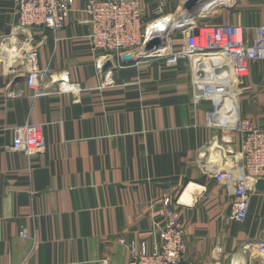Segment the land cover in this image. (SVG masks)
Wrapping results in <instances>:
<instances>
[{
  "label": "crops",
  "instance_id": "1",
  "mask_svg": "<svg viewBox=\"0 0 264 264\" xmlns=\"http://www.w3.org/2000/svg\"><path fill=\"white\" fill-rule=\"evenodd\" d=\"M157 1L146 3V20ZM163 1L165 20L181 17L184 0ZM74 2L53 32L21 26L14 0H0V264H126L132 241L150 250L160 243L170 196L184 222L183 264H264V191L251 184L240 223L231 219L233 189L216 179L243 172L241 135L220 125L224 118L209 119L213 104L203 96L220 68L197 66V56L167 63L184 32L172 44L169 35L156 57L94 53L86 1ZM208 2L211 13L195 25L253 32L263 22L264 0ZM34 47L47 71L38 96L25 59ZM238 93L241 116L263 127L264 60L250 66ZM28 121L42 123L48 140L31 157L12 146L13 128Z\"/></svg>",
  "mask_w": 264,
  "mask_h": 264
},
{
  "label": "built area",
  "instance_id": "2",
  "mask_svg": "<svg viewBox=\"0 0 264 264\" xmlns=\"http://www.w3.org/2000/svg\"><path fill=\"white\" fill-rule=\"evenodd\" d=\"M85 1V11L90 17L88 37L91 49L94 53H103L105 56H118L143 49L154 37L155 26L165 21L168 26L174 20L173 15L171 20H165L170 14L166 12L163 0L153 3L149 20L144 16L145 5L149 0ZM14 2L21 26L43 27L53 32L66 26L75 3L74 0H14ZM192 29L198 30V33L192 35L190 30H185L182 48L174 53H166L164 58L167 63L176 64L182 57L197 56L201 59L200 64L207 60L215 61L214 69L219 67L225 70L224 74H212L209 77L203 96L213 102V107L208 113L209 119L218 120L224 115V120L219 124L228 126L230 131H237L242 137L243 172L228 169L218 171L216 175L218 181L233 189L231 219L242 223L250 210V186L259 179H264V126H260L251 118L242 117L239 110L235 112L230 108L233 95L237 94L231 84L238 87L248 74L250 66L254 62L264 60V16L261 25L253 32L233 23L213 25L197 23ZM38 57L39 50L36 47L25 52V59L30 66L27 74L28 87L37 96L41 93L47 73L38 66ZM12 131L13 149L28 157L48 147L42 123L28 121L22 126L14 127ZM163 205L166 215L159 233L160 243L150 250L145 241H132L131 258L126 264H183L187 250L184 222L171 196L164 199ZM27 235L28 232L23 230L22 236ZM119 241L125 240L119 238Z\"/></svg>",
  "mask_w": 264,
  "mask_h": 264
},
{
  "label": "water",
  "instance_id": "3",
  "mask_svg": "<svg viewBox=\"0 0 264 264\" xmlns=\"http://www.w3.org/2000/svg\"><path fill=\"white\" fill-rule=\"evenodd\" d=\"M206 1L207 0H185V2L183 3L182 9L189 12L191 21L193 23L196 22L198 16L200 15L201 8L204 5L203 2H206ZM185 20H186V24H184ZM175 21L180 22L181 27L173 28L171 26L170 29L168 28L171 38H173L177 34H180L181 32H184L185 30H190L192 35L198 33V30H192V27L195 25V23L194 24H192V22L187 23L188 20L186 19V17H179V18L172 20L171 22H175ZM171 22L170 24H172ZM143 48L144 49L142 50V52H137V54L130 53V54L123 55L122 60L123 61H133L134 59H138V58L142 59V58H150V57H154V56L156 57V56L162 55V49L166 48V42L161 40V35H155ZM111 66L112 64L110 62H107L105 63L104 69H108ZM220 70L221 69H217L216 71L219 72ZM206 150H207V147L203 146L200 151L202 153H205ZM255 187L261 191H264V179H259L255 183Z\"/></svg>",
  "mask_w": 264,
  "mask_h": 264
},
{
  "label": "bare ground",
  "instance_id": "4",
  "mask_svg": "<svg viewBox=\"0 0 264 264\" xmlns=\"http://www.w3.org/2000/svg\"><path fill=\"white\" fill-rule=\"evenodd\" d=\"M209 0H207L206 2H203L204 3V5L202 6V8H201V11H205L206 9H207V7H209L210 5H212V7H213V4L214 3H212V4H209V2H208ZM208 2V3H207ZM184 10V9H183ZM181 17H186V19L188 20L187 21V23L188 22H192L191 21V18H190V15H189V12L188 11H186V10H184V12L181 14ZM195 23V22H194ZM193 22H192V24H194ZM184 24H186V20H185V23ZM173 27V28H180L181 27V24H180V22H178V21H175V22H173L172 24H170L169 26H167V22L165 21V23L163 22V23H159L157 26H155L154 28H153V31H154V34L155 35H157V34H159V35H161V40H163L164 42L166 41V36H168V35H170V32H169V29H170V27ZM169 28V29H168ZM193 30V29H192ZM154 35V36H155ZM144 49V48H143ZM143 49H141V50H138V51H134L133 53H131V54H134L135 52H142V50ZM163 50L164 49H162V53H163ZM126 54H130V53H126ZM206 63H208V64H206V66H208V65H210L211 63H214V64H216V62L214 61V62H209V60H207L206 61ZM197 66H199L200 65V63L198 62L197 64H196ZM213 69V68H212ZM225 70H220L219 72H218V74H222L223 72H224ZM224 74V73H223ZM235 80L236 81H238L237 79H236V77H235ZM232 85V89H234L235 91H237L236 93L237 94H234L233 95V97H234V99L232 100V104H231V106H230V108H232L233 109V111H235V112H238V109H237V104H238V101H237V99H238V87L236 86V85H234L233 83L231 84ZM228 127V126H227ZM223 162H224V160H222ZM225 163V162H224ZM224 171V170H223ZM240 171V170H239ZM194 187V185L193 184H191V186H190V189H192ZM188 196V192H186V194H185V197H184V199L183 200H185L186 199V197Z\"/></svg>",
  "mask_w": 264,
  "mask_h": 264
},
{
  "label": "rangeland",
  "instance_id": "5",
  "mask_svg": "<svg viewBox=\"0 0 264 264\" xmlns=\"http://www.w3.org/2000/svg\"><path fill=\"white\" fill-rule=\"evenodd\" d=\"M184 2H185V0H184ZM181 8H182V7H181ZM181 10H182V9H181ZM181 10H180V11H181ZM180 11H179V12H180ZM210 13H211V12H210ZM210 13H208V14H210ZM200 14H205V11H204V10L201 11ZM208 14H205V15H208ZM179 15H180V14H179ZM180 16H181V15H180ZM174 19H176V17H174ZM166 37L168 38L169 35L166 36ZM170 41H171V44H172V41H173V40H172L171 36H170ZM175 51H176V50L173 48V52H172V53H174ZM177 51H179V50H177ZM166 55H167V54H166ZM212 104H213V102H212ZM212 107H213V106H212ZM212 107H211V108H212ZM222 118H224V115H222V116L220 117V119H222ZM226 127H227V126H226Z\"/></svg>",
  "mask_w": 264,
  "mask_h": 264
}]
</instances>
